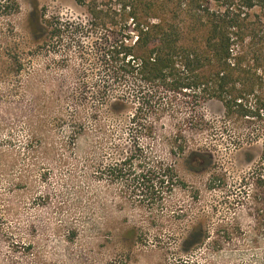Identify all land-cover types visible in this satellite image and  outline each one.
Segmentation results:
<instances>
[{
	"label": "rangeland",
	"instance_id": "rangeland-1",
	"mask_svg": "<svg viewBox=\"0 0 264 264\" xmlns=\"http://www.w3.org/2000/svg\"><path fill=\"white\" fill-rule=\"evenodd\" d=\"M17 4L0 18V264H264L262 142L189 129L181 96L140 105L104 58L114 30L75 0ZM211 143L212 160L189 156Z\"/></svg>",
	"mask_w": 264,
	"mask_h": 264
},
{
	"label": "trees",
	"instance_id": "trees-1",
	"mask_svg": "<svg viewBox=\"0 0 264 264\" xmlns=\"http://www.w3.org/2000/svg\"><path fill=\"white\" fill-rule=\"evenodd\" d=\"M75 2L86 9L88 23L114 30L104 58L129 96L159 114L171 108L172 99L184 97L188 113L183 122L189 129L226 133L227 147L260 141L264 162V0ZM17 11V0H0V18ZM85 25L76 22L70 33L83 31ZM208 101L222 107L216 123L197 111ZM214 143L205 149L188 146L189 156L212 160ZM222 231L227 237L232 233ZM207 238L208 230L192 227L183 239L184 251L198 248Z\"/></svg>",
	"mask_w": 264,
	"mask_h": 264
}]
</instances>
